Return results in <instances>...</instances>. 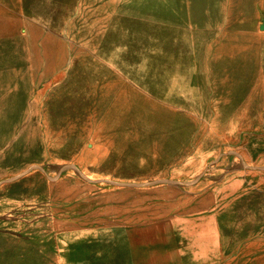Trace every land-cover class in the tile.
I'll use <instances>...</instances> for the list:
<instances>
[{
  "label": "crops",
  "instance_id": "crops-1",
  "mask_svg": "<svg viewBox=\"0 0 264 264\" xmlns=\"http://www.w3.org/2000/svg\"><path fill=\"white\" fill-rule=\"evenodd\" d=\"M100 3L101 0H0V172L24 173L51 155L53 136L81 135L85 102H153L167 110L165 105L195 102L197 94L210 97L211 88L218 89V102L220 96L249 97L251 87L257 86L251 75L247 82H231L227 77L224 50H261L252 44L251 36L237 33L238 24L229 33L241 35L239 41L222 45L217 42L219 50H210L215 54L203 55V60L190 51L186 41L212 38L213 12H201L197 17L196 3H209L210 7L211 3L264 0H108L107 3H123L124 20L118 29L110 20L107 37L103 38H112L115 31L133 41L152 38V48H146V54L154 56V61L148 69L134 64L119 67L116 79L108 83L109 99L100 101L98 71L94 74L92 70L91 80L85 83L81 76L78 80L65 69L69 54L110 53L100 48ZM69 20L70 24L75 21L71 28ZM195 28L203 34L194 35ZM223 34L215 39H225L227 33ZM84 39H96L95 47L85 45ZM69 40L77 43L74 52ZM230 87L236 88L233 95L227 92ZM245 87L249 88L246 92L241 90ZM206 88L208 92L203 90ZM97 112L109 118L111 106L99 105ZM107 125L111 128V120ZM222 135L209 129L202 140L191 144L189 133L186 144L172 150V162L163 171L160 185L148 190L162 200L185 203L183 200L194 196L201 202L194 207L175 208L163 223L165 248L169 250L162 255L171 254L165 264H264V167L252 175L242 165L243 149H229L222 144ZM68 143L60 142L54 150L67 151ZM15 178L0 188V264L112 263L111 242L102 239L105 234L84 233L83 228L67 223V207L52 209L35 204L36 200H47L44 192L33 193L37 183H46L44 176L20 174ZM126 256V264H137L130 250ZM139 259L140 264L143 260L147 263L143 255Z\"/></svg>",
  "mask_w": 264,
  "mask_h": 264
},
{
  "label": "rangeland",
  "instance_id": "rangeland-1",
  "mask_svg": "<svg viewBox=\"0 0 264 264\" xmlns=\"http://www.w3.org/2000/svg\"><path fill=\"white\" fill-rule=\"evenodd\" d=\"M107 1L101 0L99 6V43L101 49L110 53L93 56L69 54L65 60L68 73H73L78 80L81 76L85 83L91 80L92 70L94 74L95 71L99 72L100 101L109 99L106 96L108 83L116 79L119 67L126 68L134 64L148 69L154 61V56L150 58L146 54V48H152L149 44H153L152 38L133 41L124 39L119 31H115L112 38H103L107 35L110 20L116 22V29L122 27L124 20L123 3ZM195 11L197 17L201 12L208 15L211 11L215 17L214 21L211 20L212 38L207 36L186 41L190 51L201 55L202 60L203 55L215 54L210 50H219L217 42L222 45L230 40L239 41V34L251 36L252 44L259 45L260 52H222L227 56L228 80L247 82V76L250 75L257 79L253 80L257 86L251 87L249 97L245 95L241 100L220 96L217 102L215 91L218 89L211 88L210 97L197 94L195 102L165 105L170 111L153 102L124 105L85 102L82 108L84 128L81 135L53 136L51 155L24 173L15 174L8 170L0 172V188L20 174L44 176L46 183H37L33 193L44 192L47 200H36L35 204L52 209L67 207L70 215L67 223L83 228L84 233L105 234L102 239L111 242V264H126L128 250L132 261L137 264H140V255L147 262L142 259V264H165V258L171 257L170 253L162 255L169 250L165 248L167 239L163 223L175 208L194 207L200 201H196L194 196L192 201L183 200L185 203L175 199L162 200L148 190L160 185L158 182L163 180V171L172 162V150L181 149L189 133L191 144L202 140L209 129L222 133V144L229 149H243V158L253 161L251 164L244 162V159L242 161V165L252 175L255 174L253 172L263 171L264 52L261 51L264 3H211L210 7L209 3H196ZM237 20L240 21L236 23ZM73 23L70 24L69 20V28L73 27ZM236 24L240 28L237 32L239 34L230 35L229 31H233ZM194 30V35L203 34L196 28ZM221 33H227L226 38L222 36V39H215ZM68 42L74 52L76 41ZM83 42L88 47L96 45V39H84ZM251 68L252 73L248 72ZM227 89L230 95L236 90L233 87ZM248 89L245 87L241 90L246 92ZM203 90L208 92L209 88ZM99 105L111 106V117L99 115ZM108 120H111V128L107 125ZM63 141H69L68 150H54ZM123 171L126 173L122 174ZM261 237L264 238V235Z\"/></svg>",
  "mask_w": 264,
  "mask_h": 264
}]
</instances>
